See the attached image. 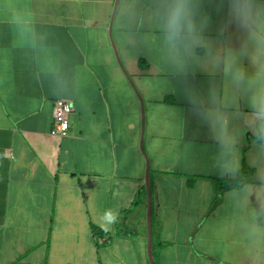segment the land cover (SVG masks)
Masks as SVG:
<instances>
[{
	"label": "crops",
	"instance_id": "0c3cea01",
	"mask_svg": "<svg viewBox=\"0 0 264 264\" xmlns=\"http://www.w3.org/2000/svg\"><path fill=\"white\" fill-rule=\"evenodd\" d=\"M151 9L0 0V264H264L215 184L216 145L161 60ZM204 10L217 37L226 9ZM191 80L207 92L206 74ZM59 98L73 103L64 137L51 133ZM250 148L246 135L242 163ZM108 209L119 221L104 232Z\"/></svg>",
	"mask_w": 264,
	"mask_h": 264
},
{
	"label": "clouds",
	"instance_id": "9594fccd",
	"mask_svg": "<svg viewBox=\"0 0 264 264\" xmlns=\"http://www.w3.org/2000/svg\"><path fill=\"white\" fill-rule=\"evenodd\" d=\"M208 2L218 13L226 9L217 37L207 34L205 0H152L151 17L161 60L216 145L212 167L230 183L228 198L244 211L242 227L258 257L264 252V0ZM11 22L22 32L29 30L30 21L22 13H14ZM197 71L210 78L206 93L192 83ZM246 135L251 180L241 179ZM118 221L119 211L108 209L98 225L108 232Z\"/></svg>",
	"mask_w": 264,
	"mask_h": 264
},
{
	"label": "built area",
	"instance_id": "2783aa9c",
	"mask_svg": "<svg viewBox=\"0 0 264 264\" xmlns=\"http://www.w3.org/2000/svg\"><path fill=\"white\" fill-rule=\"evenodd\" d=\"M73 109V103L68 99L59 98L54 105V122L51 130L52 134L64 137L68 134L69 113Z\"/></svg>",
	"mask_w": 264,
	"mask_h": 264
},
{
	"label": "trees",
	"instance_id": "16d2710c",
	"mask_svg": "<svg viewBox=\"0 0 264 264\" xmlns=\"http://www.w3.org/2000/svg\"><path fill=\"white\" fill-rule=\"evenodd\" d=\"M244 164V170H245V175L241 177L242 180H251L252 178V173L254 171L253 170H249L247 164ZM215 184L218 187V190L223 191V190H227L230 189L231 185L230 183L227 181V179L225 178H215ZM217 202V200L215 201V203ZM214 203V204H215ZM214 206V205H213ZM213 208V207H212Z\"/></svg>",
	"mask_w": 264,
	"mask_h": 264
}]
</instances>
